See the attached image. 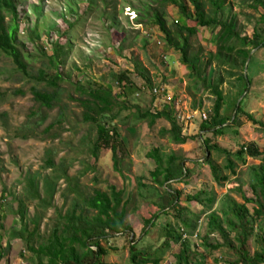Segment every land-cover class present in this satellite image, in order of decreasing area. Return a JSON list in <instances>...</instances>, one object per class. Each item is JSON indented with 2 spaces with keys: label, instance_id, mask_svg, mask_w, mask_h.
<instances>
[{
  "label": "rangeland",
  "instance_id": "obj_1",
  "mask_svg": "<svg viewBox=\"0 0 264 264\" xmlns=\"http://www.w3.org/2000/svg\"><path fill=\"white\" fill-rule=\"evenodd\" d=\"M145 1L115 0L112 4L110 0H107L109 3L98 0V5L87 16L85 13L89 12V0H18L17 43L27 54L29 74L19 73L12 59L0 55V264L37 263L36 256L27 244L20 238L11 237L22 227L17 212L18 203L11 194L20 196L26 188L28 177L56 175L46 164L49 150L55 158V165L61 161L66 163L73 183L68 188L65 179L58 182L52 207L43 212L46 218L40 224L38 238L34 237V233L32 236L37 247L45 244L42 238L51 231V219L56 215L55 212L60 209L66 211L76 191L87 190L92 193L94 189L108 191L110 186H116L119 190L125 189L129 192L131 186L141 179L145 184L153 185L151 171L156 165L147 154L160 144L164 146L165 153H174L188 161L187 165L193 172L188 184L174 186L182 191V205L193 213L198 214L203 208L195 202H189V195L206 189L215 191L221 197L229 192L228 185L231 183H238L249 199L256 200L252 185L257 184V181L252 174V168H258L264 163L263 158H249L246 165L238 163L237 177L223 187L215 182L210 165L194 166L206 156V148L199 133L202 123L199 116L204 112L210 118L215 97L201 86H193L190 67L182 62L179 53L168 47L159 28L149 22L139 21V11L143 9L142 3ZM114 7L119 13L120 25L117 28L123 30L121 34L114 28L110 29L109 15L114 12ZM227 8L231 16L236 18L241 33L255 39L254 29L263 14L262 9H254L251 1L245 0H227ZM84 16L85 21L82 20ZM167 21L171 28L185 23L184 17L173 6L168 8ZM198 30V34L191 38L195 51L201 49L205 54L215 53L213 37L218 30L206 27H198ZM124 38V48L119 51V41ZM57 45L61 47L59 56L64 60L60 67V73L65 80L61 84L63 90L60 103L48 112L47 121L38 128L33 137L24 139L22 135L26 132L22 131L23 125L27 123L30 113L38 110L31 89L42 87L31 76H37L44 66H50L49 58ZM136 62L141 63L143 71L152 79L153 88L134 70ZM125 71L135 86L124 87L118 83L115 76ZM236 72L233 77L223 72L226 78L229 77L223 86L226 99L222 110V114L228 119H234L235 105L242 100V109L250 112L251 105H258L264 97V47L254 50L246 68ZM241 74L250 80L246 93L247 86L245 80L239 77ZM79 83L86 86L90 83L94 88L112 89L118 102L128 106V110L121 111L120 119L117 120L126 141L118 147L120 171L115 169L110 149L103 147L98 160L88 153L86 141L90 140L87 136L91 131L83 120V108L77 101L79 94L76 87ZM155 89L159 91L157 94L154 93ZM138 110L151 113L166 110L170 111L172 117L177 115V120L184 127L183 134L190 140L186 144L178 145L168 136L163 138L159 130L169 128L170 123L162 120L151 128L147 121H137ZM192 115L195 118L187 121V117ZM258 115L259 113H255L256 119L264 122V111L263 115ZM126 117L128 120L122 123L120 120ZM59 119H62L61 122H58ZM52 123H55L52 132L45 133V129ZM247 123V117L241 114L239 125L231 126L233 123L229 122L231 127L225 130L223 136L216 137L211 133L209 136L214 143L233 153L239 151L243 143L251 140L264 148V133L258 127ZM212 155L219 170L224 174L229 173L224 168L226 158H217L216 152ZM232 195L242 201L239 193L233 192ZM134 200L127 220L133 227V235L139 238L144 226L142 217H150L155 209L146 204L136 190ZM248 206L253 210L255 204ZM36 211V203L31 204L28 217L34 218ZM167 221L172 222L175 227L176 212L160 217L157 233H161V224ZM128 235H117L111 239L112 249L105 257L107 262L131 264ZM154 236L147 235L141 247L154 244ZM38 239L39 242L36 243ZM178 251L179 247L174 245L173 252L166 257L164 264H174L173 255ZM217 253L208 256L209 264H213V257Z\"/></svg>",
  "mask_w": 264,
  "mask_h": 264
},
{
  "label": "trees",
  "instance_id": "obj_2",
  "mask_svg": "<svg viewBox=\"0 0 264 264\" xmlns=\"http://www.w3.org/2000/svg\"><path fill=\"white\" fill-rule=\"evenodd\" d=\"M102 1L109 3L107 0ZM247 1H251L254 9L261 8L263 11L254 29L255 39L241 33L236 18L231 16L227 8V0H146L142 3L143 9L139 11L138 18L139 21L149 22L161 30L168 47L179 53L182 62L190 67L193 86H201L215 97L210 118L201 123V130L204 132L201 139L206 148V156L194 166L210 165L213 178L221 187L237 177L238 163L246 165L249 158L264 159V148H260L253 141L243 143L239 151L233 153L214 143L209 136V133L216 137L223 136L227 128L239 125L241 114H245L248 121L264 133V122L242 109L243 100L239 106L235 105L234 119L232 117L228 119L222 114L226 99L223 86L227 79L236 75V70L246 68L254 50L264 47V0H245ZM110 2L113 4L115 0ZM97 5L98 0H89V12L86 11L85 14L88 16ZM170 6L178 9L185 19L184 24L176 25L175 28L169 26L167 14ZM18 8V0H0V55L12 59L17 71L28 75L27 54L17 43ZM109 17L110 29L114 28L121 34L123 30L117 28L120 25V18L116 7ZM82 20H86L85 16ZM198 27L218 30L213 37L215 53L205 54L201 49L195 51L191 38L198 34ZM119 42L121 44L118 43L117 49L120 51L124 48L122 45L125 38ZM60 49L58 45L54 48V53L49 58L50 66H44L37 76H31L42 87L31 89L38 110L32 111L27 123L23 125L22 131L26 132L22 135L24 139L32 138L38 128L47 121L48 112L54 110L60 103L63 90L61 84L65 82L60 73V67L64 63L59 56ZM134 70L153 88V81L143 71L140 62H136ZM50 72L53 74H49ZM223 72L229 77L226 78ZM115 77L124 87L135 86L127 76V71ZM239 77L245 80L247 86L245 93L248 92L250 80L244 74ZM88 85L79 83L76 87L79 94L77 101L83 108V120L91 131L87 136L90 140L86 141L88 153L98 160L103 147L110 149L115 169L120 171L118 147L126 141L117 120L120 119L121 111L128 110V106L118 102L112 89L94 88L90 83ZM136 119L147 121L151 128L157 122L166 120L170 127L159 130L163 138L168 136L178 145L186 144L190 140L183 134L184 127L177 120V115L172 117L170 111L151 113L138 110ZM127 120L126 117L120 121L125 123ZM231 121L233 125L230 126L228 123ZM54 127L55 123L50 124L45 133H51ZM213 152L217 153V158L222 156L226 158L224 168L229 173L224 174L219 170L217 163L213 161ZM47 154L49 158L47 167L56 175L28 177L24 192L20 196L11 194L18 203L17 212L22 224L21 229L15 231L11 237L20 238L27 244L37 258L36 264H111L105 260L112 249L111 239L128 233L131 264H164L166 257L173 252L174 245L179 247V251L173 255L174 264H209L208 256H213L217 252L213 257V264L221 262L264 264V163L258 168H252V174L257 181V184L252 185L256 195L255 201L242 192L238 183L228 185L229 192L221 197L213 190L202 189L188 196L189 202L202 206V211L197 214L182 205L180 201L182 191L174 186L188 184V179L193 174L187 165V159L174 153L167 154L162 144L157 145L147 154L156 165L151 171L153 185L145 184L141 179L136 184L133 183L129 192L125 189L119 190L116 186H110L108 191L100 189H94L92 193L87 190L76 191L66 211L60 209L55 212L56 215L51 219L53 221L51 231L42 238L45 244L37 247L32 236L34 233V237L38 238L40 224L46 218L43 212L52 207L58 182L65 179L68 188L73 183L66 163L61 161L55 165V158L51 156L52 151L49 150ZM135 190L146 204L152 205L155 209L150 217H142L144 226L139 238L133 235V227L127 220L131 211L130 205L135 201ZM233 192L239 193L242 201L233 197ZM33 203H36L37 211L31 219L28 213L29 206ZM252 203L255 204L253 210L248 206ZM173 211L176 212L175 227L172 222L167 221L161 224V233H157L160 217ZM147 235H155V243L141 247ZM38 242L39 239L36 240V243Z\"/></svg>",
  "mask_w": 264,
  "mask_h": 264
},
{
  "label": "crops",
  "instance_id": "obj_3",
  "mask_svg": "<svg viewBox=\"0 0 264 264\" xmlns=\"http://www.w3.org/2000/svg\"><path fill=\"white\" fill-rule=\"evenodd\" d=\"M261 100V101H260ZM259 101V104L258 105H256V103H255V105H251V108H252V110L250 111V112H247V113H249V114H251V115H253L254 117H255V113H259V115H263V111H264V97H262V99H260ZM254 108H257V110H255ZM258 115V116H259ZM198 116V115H197ZM235 117V116H234ZM233 117V118H234ZM199 118H200V116H199ZM256 118V117H255ZM200 120H201V122H203V120L200 118ZM247 125H251V123L249 122V123H247ZM246 125V126H247ZM201 128V127H200ZM247 128V127H246ZM200 138H201V136L204 134V132L200 129ZM252 141V140H251ZM252 160H255V159H252Z\"/></svg>",
  "mask_w": 264,
  "mask_h": 264
},
{
  "label": "built area",
  "instance_id": "obj_4",
  "mask_svg": "<svg viewBox=\"0 0 264 264\" xmlns=\"http://www.w3.org/2000/svg\"><path fill=\"white\" fill-rule=\"evenodd\" d=\"M158 92H159L158 89H155V90H154V93H155V94H157ZM194 118H195V115L188 116V117H187V121H188V120H192V119H194ZM200 118H201L203 121H207V120L209 119V116H208L206 113L202 112V113L200 114Z\"/></svg>",
  "mask_w": 264,
  "mask_h": 264
},
{
  "label": "water",
  "instance_id": "obj_5",
  "mask_svg": "<svg viewBox=\"0 0 264 264\" xmlns=\"http://www.w3.org/2000/svg\"><path fill=\"white\" fill-rule=\"evenodd\" d=\"M247 65H248V63H247ZM240 105V102L238 103V106ZM235 118V117H234Z\"/></svg>",
  "mask_w": 264,
  "mask_h": 264
}]
</instances>
